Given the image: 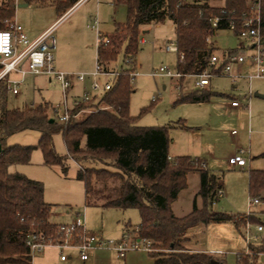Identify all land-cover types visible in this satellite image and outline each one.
Segmentation results:
<instances>
[{"label": "trees", "instance_id": "trees-1", "mask_svg": "<svg viewBox=\"0 0 264 264\" xmlns=\"http://www.w3.org/2000/svg\"><path fill=\"white\" fill-rule=\"evenodd\" d=\"M76 1L57 0L52 5L63 15ZM115 1L127 7L128 20L124 24L116 23L110 37L102 35L109 43H100L97 61L109 72L110 65L117 62L125 47L123 58L129 66L118 73L112 89L98 101L94 97L79 104L72 110L70 119L60 123L51 115L52 107L47 102L22 110L10 109L7 82L0 81V264H30L32 255L27 243L32 235L54 243L66 240L61 225L51 221L52 206L44 199V185L24 174L10 172L11 166L28 164L35 149L41 151L45 166L59 167L66 176L68 161L80 167L76 178L84 184L87 206L137 210L140 224L136 237L151 242L152 251L148 254L153 264H210L214 260L211 254L188 251L180 236L199 223L232 222L240 231L247 221L245 215L211 212L219 200L218 191L223 189V177L211 173L205 161L170 156V133L191 128L183 122L162 127L138 125L139 118L130 114L134 93L132 74L139 51L140 27L170 21L175 28L178 55L184 56V62H178V70L184 77L199 76L206 71L214 77L222 76L221 68L210 66L212 56L218 52L210 43L211 38L220 31L230 30L231 24L240 32L245 21L258 10L260 34L264 39V0ZM26 2L47 4V0ZM15 13L13 4L3 0L0 31L14 21ZM216 18L219 24L213 27ZM236 53V50L224 51V57ZM132 61L134 66L130 65ZM218 96L224 95L202 89L176 103L201 104ZM27 130L40 133L36 146L6 144L9 137ZM58 134L66 146L65 156L55 150L54 136ZM192 172L200 175L197 196L203 200V206L198 208L195 199L192 211L179 218L172 206L187 188V178ZM248 190L251 197L260 199L264 192V171H250ZM249 221L259 223L254 216ZM81 234L82 230L76 229L68 240L79 244ZM249 248L251 253L240 255L236 264H251L252 259L264 253V239L261 247L250 245Z\"/></svg>", "mask_w": 264, "mask_h": 264}, {"label": "rangeland", "instance_id": "rangeland-1", "mask_svg": "<svg viewBox=\"0 0 264 264\" xmlns=\"http://www.w3.org/2000/svg\"><path fill=\"white\" fill-rule=\"evenodd\" d=\"M61 15L62 13H59L52 4L31 3L28 7L16 8L15 21L28 34L44 30ZM96 15L103 22V25L99 26L101 32L109 37L116 23L124 24L128 20V10L124 4H117L115 1L114 4L109 2L98 6L96 0H90L64 21L55 24L53 28L52 36L56 41L54 55L58 71L67 74H83L88 77L85 85L76 87L72 92L73 95L80 94L83 87L91 90L97 51V35L91 25ZM141 40L144 41L143 44ZM245 41L234 31L227 30L216 34L211 38L210 43L218 49L217 55L228 50H236L235 55H249L243 49H237ZM139 42L132 82L134 93L130 101V114L139 118L140 127H162L183 122L191 128V130L175 129L170 133V154L203 160L207 163L210 172L223 177V197L211 207L212 213L245 214L251 198L248 191L249 171L264 170V156H262L264 154V100L255 97V94L264 96V77L254 78L249 83L247 76L252 72V67L236 66L234 74L237 77L235 78L228 75L211 78L212 91L225 96L215 97L209 103L203 104L176 103L181 96H186L189 90L196 88L194 87L195 78L187 79L183 90L184 79H171L155 74L161 67H169L173 71L178 69V52L166 50L170 42H176L174 25L166 21L159 26H142ZM124 50L125 47L117 62L110 65L109 72L120 73L128 68L129 65L123 58ZM130 65L134 66V62L132 61ZM238 70L241 72L240 75ZM13 77L21 79L16 74H13ZM105 79H100L99 82L103 83ZM111 79L109 77V80ZM51 80L50 82L46 77L36 78L33 75H27L24 83L19 87L18 95L9 92V108L22 110L27 106L47 102L52 107L51 115L55 117L52 110L53 107L62 103V90L53 77ZM226 96L238 98L244 105L242 110L236 112L230 109L231 99ZM101 97L102 94L96 96V101ZM39 139V132L27 130L9 137L6 144L36 146ZM54 144L60 156L67 154L61 134L54 136ZM240 150L248 152L245 157L251 159V168L248 166L240 169L230 166L229 159ZM68 168L66 176L59 167L45 166L41 151L35 149L28 164L11 166L10 172L24 174L44 185V199L52 206L51 221L54 223L63 224L73 221L79 213L85 218L88 233L97 234L105 241L120 240L124 235L126 223H130L132 227L140 224V215L135 209L102 210L87 206L84 184L76 178L80 167L70 160ZM189 181L188 189L181 193L175 207L178 216L188 214L192 207V200L195 197L198 198L199 173L192 172ZM64 212H68L69 216L65 217ZM256 228L257 225L251 227L253 235L257 233ZM244 230L242 229L241 235V232L236 229L232 235L239 239L236 248L246 250L248 246ZM209 232L214 237L216 232L213 228L209 229ZM223 233L219 238H203L200 233H195V239L193 238L190 244L186 243L184 246L212 248L222 243L219 240L228 235ZM261 242L262 240L259 239L253 246L259 248ZM87 255L88 260L83 262L80 259V251L77 249L49 246L44 253L36 254L30 264H153L145 251L129 252L126 259L120 258L116 251L104 248L90 249ZM133 255L134 258H132ZM62 256L65 257L64 261L61 260ZM213 258L220 264H236L238 257L232 254H216ZM252 260L251 264H264V257L260 256Z\"/></svg>", "mask_w": 264, "mask_h": 264}, {"label": "built area", "instance_id": "built-area-1", "mask_svg": "<svg viewBox=\"0 0 264 264\" xmlns=\"http://www.w3.org/2000/svg\"><path fill=\"white\" fill-rule=\"evenodd\" d=\"M3 0H0V5ZM13 4L18 8L22 0H5ZM57 1V0H51ZM66 1V0H60ZM89 0H77L76 3L56 22H62L71 13L79 9ZM105 0H97L102 2ZM112 4L115 0L110 1ZM213 27H218L219 19L216 18L212 21ZM54 28V27H53ZM53 28L44 32L40 37L35 40H30L28 36L23 32V29L16 21H12L6 30L0 31V81L6 80L7 88L9 92L14 95L19 94V87L23 84L27 75L33 76H47L53 77L61 86L62 90V103L56 107H53V114L56 120L60 123H65L70 119L72 110L81 103H87L94 97L107 93L110 91L114 84V78L118 73L105 72L102 66L96 60V68L92 75L93 82L88 90L83 87L80 94H72V92L78 86L85 85L87 76L83 74H67L60 72L55 66L54 51L56 48V41L52 36ZM91 28L97 35V48L100 43L108 44L109 40L102 36L99 29L98 17L93 18ZM230 30L234 31L238 36H246L252 43V53L249 55H226L222 60L214 55L211 58L210 66L214 69L221 68L222 76L237 77L234 74V68L236 66L247 65L252 67V72L248 74L247 79L251 82L254 78L264 77V39L260 34V13L258 10L250 19L246 20L242 30L239 32L236 27L231 24ZM21 48V49H20ZM166 50L168 52L177 51V43L170 42ZM179 62H184L183 54L179 55ZM16 74L21 79L12 78V75ZM156 75H163L171 79L182 80L183 73L178 69L173 71L169 67H161L155 72ZM241 74V73H240ZM239 74V75H240ZM109 77L112 79L109 80ZM134 78V74H132ZM195 78L194 87L197 89H203L210 84V79L214 77L213 73L206 71L199 76H191ZM106 78L103 83H100V79ZM180 89V87H178ZM232 106L235 108L242 107L239 102H233ZM248 154L245 150H240L237 154L229 159L231 167L235 168H247L249 166L250 158H246ZM218 199L223 197V191L219 190L217 193ZM260 203L259 198L251 197L248 201V209L245 213V219L247 220L244 225V237L248 248L250 245L257 243L259 237L253 235L251 232V223L249 219L253 217L255 207ZM65 215V214H63ZM264 219V214L262 215ZM86 222L83 215L79 214L77 219L69 225H61V230L65 233L66 240L60 243H54L47 241L38 235H32L29 237L28 246L32 255V260L36 254L44 253L45 249L49 246H56L60 249H77L80 251V259L82 261L88 260L87 251L90 249H112L118 253L120 258L125 259L129 252L145 251L150 253L152 251L151 242L141 240L136 237L137 228L132 233H125L123 237L118 241H105L98 235L88 233L86 229ZM76 229H81L82 234L78 237L79 244H75L68 240ZM257 232H262L263 225H257ZM64 261L65 257H61Z\"/></svg>", "mask_w": 264, "mask_h": 264}, {"label": "crops", "instance_id": "crops-1", "mask_svg": "<svg viewBox=\"0 0 264 264\" xmlns=\"http://www.w3.org/2000/svg\"><path fill=\"white\" fill-rule=\"evenodd\" d=\"M90 1V0H89ZM89 1H87V2H89ZM111 0H105V1H102V2H97V0H96V3H97V5L99 6L100 4H104V3H109ZM65 2V1H64ZM86 2V3H87ZM47 3H49V4H54V1H51V0H47ZM85 3V4H86ZM25 5H27V6H25ZM30 4L28 3V2H26V0H22V2H21V4H20V8H25V7H28ZM83 6V5H82ZM69 10V9H68ZM65 14V13H64ZM63 14V15H64ZM62 15V16H63ZM61 16V17H62ZM97 17H98V15H96ZM95 16V17H96ZM60 17V18H61ZM60 18H58L57 19V21L60 19ZM98 19H99V17H98ZM15 20V19H14ZM65 20V19H64ZM63 20V21H64ZM57 21H55L53 24H51L49 27H47V28H45L44 30H41V31H37V32H34V33H25L24 32V30H23V32L28 36V38L30 39V40H35V39H37L38 37H40L44 32H46L47 30H49V29H51V28H53L54 27V25L56 24V22ZM99 26L101 27V25H103V22L101 21V19H99ZM157 26H159V25H157ZM100 27H99V29H100ZM23 29V28H22ZM115 30V29H114ZM101 31V30H100ZM114 32V31H113ZM112 32V33H113ZM102 33V32H101ZM109 34H111V33H109ZM102 35H107V34H104V33H102ZM239 38H242V39H245L246 41L244 42V43H241L240 44V46L237 48V49H243L246 53H248V54H251L252 53V43H251V41H250V39L248 38V37H246V36H238ZM141 43L143 44L144 43V41L143 40H141ZM96 54H97V51H96ZM217 55V54H216ZM221 60L224 58V52H221L220 54H218L217 55ZM96 60H97V55H96ZM55 66H56V60H55ZM236 68V67H235ZM235 68H234V71H235ZM56 69H57V67H56ZM58 70V69H57ZM238 73L240 74L241 72H240V70H238ZM33 77H46L50 82L52 81L51 79H50V77H47V76H44V75H41V76H33ZM219 77V76H218ZM12 78H14L13 77V75H12ZM192 77H186V78H183L184 79V82H183V84H184V86H183V90L185 89V84H186V81H187V79H191ZM26 79V78H25ZM182 79V80H183ZM193 79V78H192ZM25 81V80H24ZM210 81H211V79H210ZM249 81V80H248ZM24 83V82H23ZM249 83H251V82H249ZM235 87H237V85H235ZM203 89H211V83L207 86V87H205V88H203ZM182 90V91H183ZM196 90H202V89H193V90H189V93L187 94V95H189L190 93H192V92H194V91H196ZM212 90V89H211ZM186 95V96H187ZM225 96V95H224ZM182 97H184V96H181L180 98H182ZM219 97V96H218ZM179 98V99H180ZM226 98H229V99H231V103H230V109H232V110H234V111H236V112H239L240 110H242V108H243V106L242 107H239V108H235V107H233L232 106V103L233 102H239V100H238V98H236V97H228V96H226ZM257 98V97H256ZM178 99V100H179ZM213 99V98H212ZM211 99V100H212ZM261 99V98H260ZM210 100V101H211ZM264 100V99H263ZM209 101V102H210ZM209 102H206V103H209ZM240 103V102H239ZM201 104H203V103H201ZM170 153V152H169ZM170 156L172 157V158H175V157H179V156H172L171 154H170ZM250 162H251V159H250ZM250 162H249V168H251V166H250ZM206 163V162H205ZM206 165H207V163H206ZM208 169V168H207ZM240 169H243V168H240ZM245 169V168H244ZM250 171H252V170H250ZM250 171H249V173H250ZM262 171H264V170H262ZM212 173V172H211ZM191 174V173H190ZM190 174L188 175V178H187V181H188V186H187V188L186 189H188V187H189V179H190ZM248 185H249V178H248ZM185 189V190H186ZM184 191V190H183ZM182 191V192H183ZM222 191H223V189H222ZM249 191V190H248ZM181 192V193H182ZM181 193L179 194V197H178V199L174 202V204H173V206H172V209H173V212H174V214H175V216H177V217H179V218H181V217H184V216H186V215H188L191 211H192V209H193V204H194V201H195V199H196V204H197V206H198V208H202V206H203V200L200 198V197H195L193 200H192V207H191V209H190V212H188V214H185V215H183V216H178L177 214H176V211H175V207H176V204L179 202V199H180V196H181ZM260 203L255 207V209H254V218H256V219H258L259 220V223H252V222H250L251 223V225L252 226H255V225H263L264 226V222H263V218H262V215L264 214V192H262V194H261V196H260ZM97 208V207H96ZM63 214H65L64 216L65 217H68L69 216V213L68 212H64ZM223 214H225V213H223ZM78 215H79V213L77 214V217H78ZM227 215H230V214H227ZM240 215V214H239ZM241 215H245V214H241ZM77 219V218H76ZM75 219V220H76ZM75 220H73V221H70V222H67V223H63V224H59V225H69V224H72ZM56 224H58V223H56ZM214 223H210V224H203V223H199V224H197V225H194V226H191V227H189L181 236H180V238L183 240V245H185L186 243L187 244H190L191 242H192V240H193V238L195 239V233H200L201 234V237H203V238H219V237H221V235H222V233L224 232V233H228V235H226L224 238H222V239H220L219 241H221L222 243H219V244H217L215 247H212V248H186V246H184L185 247V249H187L188 251H190V252H193V253H207V254H211L212 256L213 255H216V254H221V255H227V254H232V255H237V257H239L240 255H242V254H249L250 253V248H248L247 247V249L245 250V249H243V248H241V249H239V248H236V245L238 246V242H239V239L236 237V236H233L232 234V232H235V230L237 229L236 228V226L232 223V222H226V223H216V224H219V225H213ZM221 224V225H220ZM127 225H130V227H127ZM139 225V224H138ZM138 225H136V226H134V227H132L131 226V224L130 223H126V224H124V234L125 233H132L136 228H137V226ZM226 225V226H225ZM228 226V227H227ZM211 228H213V231L214 232H216V233H214V237L213 236H211V233L209 232V229H211ZM236 228V229H235ZM242 229H244V226L243 227H241V229H240V231L239 232H241V235H242ZM221 231H223V232H221ZM256 232H257V229H256ZM208 233V234H207ZM223 233V234H224ZM95 235H97V234H95ZM99 236V235H98ZM256 236L257 237H259V239L260 240H263L264 239V229H263V231L262 232H257L256 233ZM200 237V238H201ZM202 238V239H203ZM197 239V238H196ZM261 244H262V242H261ZM232 245L234 246V247H232ZM231 246V247H230ZM264 257V253H261V254H259V256L258 257ZM132 258H134V255L132 256ZM126 259V258H125ZM238 259V258H237ZM152 260V259H151ZM83 262H85V261H83ZM153 262V261H152ZM220 263V262H219Z\"/></svg>", "mask_w": 264, "mask_h": 264}, {"label": "water", "instance_id": "water-1", "mask_svg": "<svg viewBox=\"0 0 264 264\" xmlns=\"http://www.w3.org/2000/svg\"><path fill=\"white\" fill-rule=\"evenodd\" d=\"M25 6H27V5H25ZM255 97L264 99V96L263 95H259V94H255ZM51 122H53V120H51ZM210 264H220V263L215 261V260H213Z\"/></svg>", "mask_w": 264, "mask_h": 264}]
</instances>
